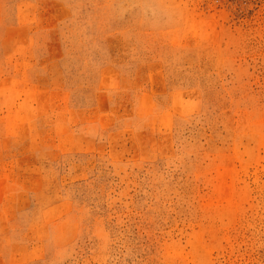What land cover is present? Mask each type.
<instances>
[{
	"label": "rangeland",
	"instance_id": "374dc122",
	"mask_svg": "<svg viewBox=\"0 0 264 264\" xmlns=\"http://www.w3.org/2000/svg\"><path fill=\"white\" fill-rule=\"evenodd\" d=\"M0 264H264V0H0Z\"/></svg>",
	"mask_w": 264,
	"mask_h": 264
}]
</instances>
